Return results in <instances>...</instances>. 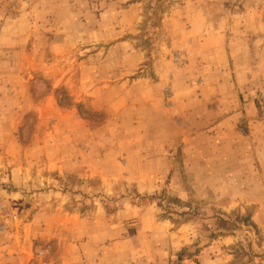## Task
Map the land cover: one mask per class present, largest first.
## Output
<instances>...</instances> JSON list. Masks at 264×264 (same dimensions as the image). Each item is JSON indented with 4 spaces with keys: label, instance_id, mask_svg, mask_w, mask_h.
Masks as SVG:
<instances>
[{
    "label": "rangeland",
    "instance_id": "374dc122",
    "mask_svg": "<svg viewBox=\"0 0 264 264\" xmlns=\"http://www.w3.org/2000/svg\"><path fill=\"white\" fill-rule=\"evenodd\" d=\"M259 11L0 0V264H264V165L239 190L201 134Z\"/></svg>",
    "mask_w": 264,
    "mask_h": 264
},
{
    "label": "crops",
    "instance_id": "0c3cea01",
    "mask_svg": "<svg viewBox=\"0 0 264 264\" xmlns=\"http://www.w3.org/2000/svg\"><path fill=\"white\" fill-rule=\"evenodd\" d=\"M251 15L258 17L253 16L246 24L243 36L229 40L241 46L244 55L232 57L227 72H222L224 66H220L218 80L212 82V118L201 119L202 135L206 124L209 129L205 132L212 134L210 139L217 147L224 143L229 146L233 164L229 182L239 185V190L249 188L251 177L257 181L262 174L260 166L264 165V11ZM253 48L260 49L247 54ZM256 185L260 189L262 184Z\"/></svg>",
    "mask_w": 264,
    "mask_h": 264
},
{
    "label": "built area",
    "instance_id": "2783aa9c",
    "mask_svg": "<svg viewBox=\"0 0 264 264\" xmlns=\"http://www.w3.org/2000/svg\"><path fill=\"white\" fill-rule=\"evenodd\" d=\"M2 220H1V217H0V232L2 231Z\"/></svg>",
    "mask_w": 264,
    "mask_h": 264
}]
</instances>
